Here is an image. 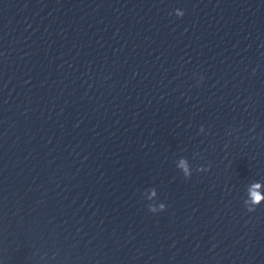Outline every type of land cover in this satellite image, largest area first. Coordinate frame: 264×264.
<instances>
[{
    "label": "water",
    "instance_id": "95a60500",
    "mask_svg": "<svg viewBox=\"0 0 264 264\" xmlns=\"http://www.w3.org/2000/svg\"><path fill=\"white\" fill-rule=\"evenodd\" d=\"M0 264H264V0H0Z\"/></svg>",
    "mask_w": 264,
    "mask_h": 264
},
{
    "label": "clouds",
    "instance_id": "9594fccd",
    "mask_svg": "<svg viewBox=\"0 0 264 264\" xmlns=\"http://www.w3.org/2000/svg\"><path fill=\"white\" fill-rule=\"evenodd\" d=\"M254 209H249V211H253Z\"/></svg>",
    "mask_w": 264,
    "mask_h": 264
}]
</instances>
